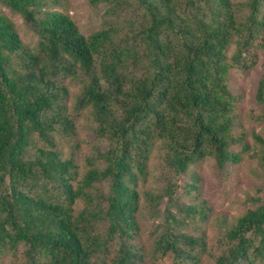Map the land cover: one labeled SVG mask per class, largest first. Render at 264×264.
Returning <instances> with one entry per match:
<instances>
[{
  "label": "trees",
  "instance_id": "1",
  "mask_svg": "<svg viewBox=\"0 0 264 264\" xmlns=\"http://www.w3.org/2000/svg\"><path fill=\"white\" fill-rule=\"evenodd\" d=\"M59 1L0 0L36 36L25 45L0 12V257L19 255L18 264H144L141 208L173 199L170 181L162 191L140 189L151 153L157 149L178 174L207 157L221 168L239 163L250 149L244 133L233 130L227 77L230 67L246 70L259 51L264 55V0H88L121 16L88 35L51 6ZM65 77L78 83L72 104ZM255 100L264 103V75ZM67 106L88 111L94 137L105 142L83 157L84 169L57 142L56 135L76 134ZM251 136L264 171V138ZM252 202L224 230L213 264H264V194ZM185 210L206 219L210 207L200 199ZM163 212L151 258L168 254L171 264H199L193 252L205 249L202 238L175 233L178 216L168 204Z\"/></svg>",
  "mask_w": 264,
  "mask_h": 264
},
{
  "label": "rangeland",
  "instance_id": "2",
  "mask_svg": "<svg viewBox=\"0 0 264 264\" xmlns=\"http://www.w3.org/2000/svg\"><path fill=\"white\" fill-rule=\"evenodd\" d=\"M235 3L246 0H233ZM53 8L60 9L71 16L78 29L84 35L92 31L105 28L110 22L121 21V16L114 18L105 14L108 3L98 6H91L88 0H60L51 5ZM264 13V5L262 7ZM247 10L243 9L241 13ZM0 12L5 13L14 22L22 42L29 47L35 43L36 36L23 22L21 16L11 12L4 5L0 4ZM130 15V11L124 13ZM233 45L228 47L229 53L232 52ZM263 52H258V60L254 66L241 70L232 66L229 68L227 83L235 96L234 125L235 132H243L245 140L250 145V149L242 154V159L238 163H230L224 167H219L216 162L207 157L199 163L193 164L183 173L175 174L161 161L160 152L155 149L150 156L149 174L145 182L140 185V189H151L162 191L167 181H170L173 192L171 202H166V196L155 209L148 210L147 207L141 208L139 215L140 238L138 248L143 255L144 264H171V256L165 255L157 259L151 258V243L162 226L165 225L163 212L164 205L168 204L170 210L178 216L175 233L190 236L194 239L202 238L204 243L203 251L200 248L194 249L197 254L199 264H213V257L216 256L224 247L222 236L224 230L229 229L247 208L254 207L257 203L252 202V198L260 199L264 194V171L261 170L252 152L254 141L252 134L260 135L264 138V103L255 100V89L258 79L264 75L262 64ZM15 60V58H14ZM67 87V102L72 104L78 90V83L75 80L63 79ZM67 108H69L67 106ZM74 115L76 134L71 137L58 136L57 142L62 147L65 154L72 151L75 160L84 169L83 157L95 145L104 147L105 142L96 138L91 131V116L89 112L82 110L80 114ZM235 150L238 145L233 144ZM196 178L197 180H194ZM195 185L196 188L191 187ZM102 188V187H101ZM102 189H105L102 188ZM200 199H204L210 207L207 218L191 216L192 213L186 212L188 206H195ZM82 203L78 202L77 207ZM144 205V204H143ZM185 248V247H184ZM21 260V259H20ZM19 255L16 257H0V264H18ZM96 264H101L96 260ZM103 264H108L104 260Z\"/></svg>",
  "mask_w": 264,
  "mask_h": 264
}]
</instances>
